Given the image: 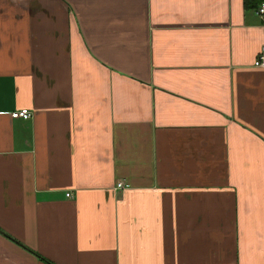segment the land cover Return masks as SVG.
<instances>
[{"label": "crops", "instance_id": "obj_1", "mask_svg": "<svg viewBox=\"0 0 264 264\" xmlns=\"http://www.w3.org/2000/svg\"><path fill=\"white\" fill-rule=\"evenodd\" d=\"M261 46L241 0H0V264H264Z\"/></svg>", "mask_w": 264, "mask_h": 264}, {"label": "built area", "instance_id": "obj_2", "mask_svg": "<svg viewBox=\"0 0 264 264\" xmlns=\"http://www.w3.org/2000/svg\"><path fill=\"white\" fill-rule=\"evenodd\" d=\"M258 5L259 6L257 8L256 14L261 17L264 14V4L263 2H260ZM259 49H260L259 53L254 57L252 61L253 65L256 67L264 66V46H261ZM8 115H10V117H13V118H16V117L27 118L29 117L30 114L28 113L26 109L19 108V109H15L12 112H9ZM115 187L117 188L122 187V184L120 182L115 183Z\"/></svg>", "mask_w": 264, "mask_h": 264}, {"label": "trees", "instance_id": "obj_3", "mask_svg": "<svg viewBox=\"0 0 264 264\" xmlns=\"http://www.w3.org/2000/svg\"><path fill=\"white\" fill-rule=\"evenodd\" d=\"M260 2L264 4V0H241V6L243 9L253 10L256 13ZM260 18L264 21V14Z\"/></svg>", "mask_w": 264, "mask_h": 264}]
</instances>
